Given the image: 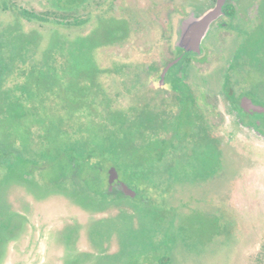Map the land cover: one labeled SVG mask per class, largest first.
<instances>
[{"label": "rangeland", "instance_id": "1", "mask_svg": "<svg viewBox=\"0 0 264 264\" xmlns=\"http://www.w3.org/2000/svg\"><path fill=\"white\" fill-rule=\"evenodd\" d=\"M95 1H100V8L90 9L94 15H87L90 10L79 12L80 17L88 16V22L81 28H68L55 20L66 21L63 8L70 7V0H0V223L7 226L0 228V237L16 231L17 225V233L24 232L26 214L32 216L28 231L33 242L28 245L29 240H23L18 244L16 236L7 242L2 240L0 264H51L50 241L56 264H62V257L65 264H113L123 258L129 264H147L165 255H169L167 264H264V149L254 158L231 159L227 207L221 206L220 193H202L199 190L203 188L190 186L182 169L202 167L197 157L183 154L176 156L178 172L172 170L164 177L166 182L173 179L167 191L166 187H161L162 191L148 187L150 191L139 196L146 200L131 202L123 198L105 211L94 210L98 207L92 202L74 203L73 186L59 179L61 169H69L61 148L63 138L53 133L45 138V127L53 120L59 129L68 128L67 139L72 142L91 137L103 119L97 102L84 106L77 100L80 76L67 63V41L94 30L92 38L100 44L116 36L111 32L113 27L125 28L127 22V36L101 44L95 56L99 66L109 71L101 73L99 83L112 99V109L129 116L132 108L144 101V56L150 52L163 54L164 49L161 45L153 47L158 34L152 28L149 30L153 34L146 31L143 17L132 13L136 4L142 10L139 0ZM23 9L43 16V21L23 16ZM98 10L99 20L95 16ZM151 19L150 23H157ZM146 33L153 35V41L145 43ZM64 101L68 103L66 110L61 106ZM70 110L72 119L55 121V113L68 114ZM188 124L181 117L179 134L190 130ZM182 137L179 140L183 142ZM103 140L109 142L110 138L105 136ZM182 142L179 150L183 149ZM190 148L197 152L193 145ZM115 156L123 159L120 152H113L103 163L107 169L115 167L125 181ZM6 166L24 168V173L7 172ZM152 175L155 184L166 183L157 180L155 171ZM105 179L107 185V176ZM211 198L214 205L207 202ZM195 212L223 214L225 222L207 224L203 235L200 223L189 218ZM143 220L145 227L140 225ZM154 221L158 227L149 228ZM78 227L80 235L76 239ZM61 233L65 238L59 236ZM138 251L143 254H136ZM133 255L138 256L136 261Z\"/></svg>", "mask_w": 264, "mask_h": 264}, {"label": "flooded vegetation", "instance_id": "2", "mask_svg": "<svg viewBox=\"0 0 264 264\" xmlns=\"http://www.w3.org/2000/svg\"><path fill=\"white\" fill-rule=\"evenodd\" d=\"M139 1L142 10L136 4L131 8L132 13L143 17L146 31L151 32L149 28H152L158 34L154 44L153 35L146 33L145 43L153 41V47H164L163 54L150 52L144 56L141 79L144 101L136 106L143 113L146 142L155 141L157 152L162 153L157 167L147 165L146 171H155L158 180L165 181L168 173L179 170L175 164L177 155L197 157L202 168L182 169L190 186L203 188L199 190L202 193H220L221 206L227 207L231 159L254 158L264 149V0ZM97 7L100 8V1L94 3L93 0L80 11L88 12ZM95 15H100V10ZM151 18L157 23H150ZM176 59L178 61L162 76L166 65ZM183 116L190 130L179 134ZM161 132L170 135L163 136ZM181 142L183 149L179 150ZM191 145L197 152L190 148ZM146 153L155 152L147 147ZM170 160L172 169L166 166ZM14 167L6 166L5 170L24 173V168ZM195 171L200 174L196 175ZM177 181L180 182L178 176ZM171 183L173 179L162 186L157 184L154 189L162 191L161 187H166L167 191ZM128 186L138 192L135 186ZM212 201L211 198L207 202L214 205ZM24 215L25 231L18 234L20 225H17L16 231H7L0 242L16 236L18 244L23 240H29L30 244L32 238L28 228L32 216ZM189 218L200 223L203 235L207 224L225 222L223 214L213 216L195 212ZM4 226L0 223L1 230ZM34 234L35 239L38 238V232ZM79 235L80 227L77 238Z\"/></svg>", "mask_w": 264, "mask_h": 264}, {"label": "trees", "instance_id": "3", "mask_svg": "<svg viewBox=\"0 0 264 264\" xmlns=\"http://www.w3.org/2000/svg\"><path fill=\"white\" fill-rule=\"evenodd\" d=\"M70 7L64 9L63 11L66 15V21L55 20L57 24H65L68 28H81L84 24H86L89 20V15H94L90 10L88 12V16L83 18L80 17L79 14L80 8L83 6H87L88 3H92L91 0H70ZM75 4V5H74ZM91 6V5H90ZM89 6V7H90ZM68 10V11H65ZM62 11V12H63ZM92 13V14H91ZM21 14L27 18H34L39 21H43L44 17L37 14L29 12L26 9L21 11ZM76 15V16H73ZM79 16V17H78ZM97 16V20H99L100 15ZM102 16V15H101ZM64 18V16H63ZM46 19V18H45ZM125 28H115L111 29V32L116 35L115 37H111L108 41H104L102 43H98V40L92 38L93 31L91 30L89 34H77L73 37L72 40L67 41V60L70 65V68L73 69L80 76V89L78 93V101L79 103H83L85 105H92L93 103H98L99 105V113L102 115L103 122L100 121V125L93 129V134L91 137H85L84 140H78L68 142L67 134L68 128H58L53 120H51L52 125L46 126V132L44 137L48 138V136H62V152L66 163L69 165V169H61L59 175V179H63L74 188V194L72 197L74 198V203H82L84 202L95 203L98 208L94 209L96 211H105L106 209L112 206L111 204H116L120 199L125 198L124 200L129 199V201H139L142 202V199L139 196L141 192L148 191L147 187L151 186L153 188L157 187L152 179H154L151 172H147V165L150 167H156L159 158L161 159V152H157L158 145L155 141H151L149 143L146 142L144 135V130L146 129L145 121L143 119V113L141 108L133 107L131 115H127L122 110L112 109V99L109 98L106 90L99 83V77L101 73L109 72L106 69H102L99 66L98 60L95 56L96 49L101 46V44L108 43L111 41H118L125 38L128 34V24L124 25ZM137 79V78H135ZM92 102V103H90ZM62 109H68V103L64 101L62 104ZM71 106V103H70ZM69 106V107H70ZM74 116V115H73ZM72 119V110L70 113H65L62 111L61 113H55L54 119L59 120H69ZM102 123V124H101ZM50 133V134H49ZM40 136V135H39ZM105 136L110 138V141L107 142L103 140ZM66 137V140H65ZM123 143H126L123 145ZM128 146V152H125V146ZM52 145V142H51ZM53 147V146H52ZM51 147V150H53ZM147 147H150L154 150V154L149 153L147 155L146 150ZM161 151V150H160ZM113 152H120L121 157L123 159L120 160L121 167L124 171V176L126 178V182L130 185H133L137 188V197L134 198L125 196L120 191L111 192L108 190L107 185L105 184V170L107 171V164L103 163V161H107L108 154H112ZM164 152V151H162ZM100 157L98 161L94 160L95 157ZM165 158L172 159V157H168L165 155ZM167 164L166 166L172 169V162ZM113 164V163H112ZM94 171L95 173L89 174L88 171ZM103 171V173H102ZM81 172V173H80ZM100 172V173H99ZM170 176V175H167ZM158 180V178H157ZM106 185V186H105ZM91 186H99L97 190L91 189ZM116 190V189H115ZM117 191V190H116ZM150 191V190H149ZM120 192V193H119ZM138 198L139 200H137ZM129 204V202H127ZM123 214L127 215L126 211L120 210ZM133 217V213L130 215ZM157 220V216H155ZM142 220V218H139ZM158 221V220H157ZM148 227H158V224L154 222H150ZM188 224L187 222H185ZM144 224L146 226V221H141L140 225ZM79 228V227H78ZM76 231V238L77 232ZM65 233H61V237L65 238ZM76 241L74 240V243ZM33 243L30 241V244ZM152 245V244H151ZM191 246L190 244H187ZM50 249L55 250L51 247L50 241ZM133 246V245H131ZM137 246V245H135ZM139 246V245H138ZM156 247V246H154ZM48 251V258H50L49 262L51 264H56L54 262L52 251ZM62 250L60 249V252ZM136 254H143L138 251ZM135 255V254H134ZM132 259L137 260L138 256ZM169 255H165L162 259L152 262L154 264H167ZM130 259V260H132ZM128 261V260H127ZM127 261L123 259L117 260L116 263L113 264H129ZM75 263V262H74ZM147 263V264H152ZM47 264V262L45 263ZM62 264H65L62 257ZM78 264V263H75ZM131 264V263H130Z\"/></svg>", "mask_w": 264, "mask_h": 264}, {"label": "water", "instance_id": "4", "mask_svg": "<svg viewBox=\"0 0 264 264\" xmlns=\"http://www.w3.org/2000/svg\"><path fill=\"white\" fill-rule=\"evenodd\" d=\"M187 34H191V33L188 32ZM177 61L178 59L167 64L163 70L162 76ZM107 187H108V190L116 189L117 191L122 192L125 196L131 197V198H134L137 194L135 189L131 188L130 186H128V184H126L125 182L119 179V174L115 167H110L107 170Z\"/></svg>", "mask_w": 264, "mask_h": 264}]
</instances>
